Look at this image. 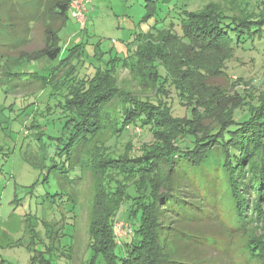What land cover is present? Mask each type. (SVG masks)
<instances>
[{"label":"trees","instance_id":"trees-1","mask_svg":"<svg viewBox=\"0 0 264 264\" xmlns=\"http://www.w3.org/2000/svg\"><path fill=\"white\" fill-rule=\"evenodd\" d=\"M172 1L147 0L139 20L143 30L118 47L93 46L91 53L86 44L64 51L59 45L71 0H40L29 14L32 25L42 23V45L21 51L17 59L54 63L45 78L56 99H66L69 113L55 150L46 153L40 145L46 154L42 179L52 180L72 203L77 190L64 193L63 188L71 183L74 164L84 157L90 163V254L84 264H237L220 246L221 238L264 222V86L248 101L236 91L238 103L223 106L215 123L197 129L209 108L201 92L211 89L197 80L206 76L197 60L216 53L224 68L237 48L248 50L247 42L264 38V0L208 1L197 9L188 8L189 0ZM23 31L18 51L31 40L32 29ZM87 62L90 71H78ZM122 69L129 78L118 77ZM169 90L189 116L170 114ZM243 106L245 115L237 118ZM130 123L149 129L152 141L122 158L116 167L118 187L108 189L98 151ZM40 139L35 134L33 141ZM209 154L221 162L207 168ZM131 199L124 218L132 230L120 243L113 226ZM251 241L248 259L264 264V235ZM53 245L27 264H57L60 241Z\"/></svg>","mask_w":264,"mask_h":264},{"label":"rangeland","instance_id":"rangeland-1","mask_svg":"<svg viewBox=\"0 0 264 264\" xmlns=\"http://www.w3.org/2000/svg\"><path fill=\"white\" fill-rule=\"evenodd\" d=\"M39 1L0 0V264H27L44 248L52 244L57 248L58 240L61 247L56 250L57 264H84L90 254L88 232L93 192L90 163L84 157L80 163L74 164L75 168L70 173L71 183L65 187L66 191L63 188L64 193L77 190L75 202L68 203L67 195L62 194L59 186L54 187L52 180L48 183L42 179L45 171L40 167L44 161L41 156L46 154L40 145L44 146L46 153L55 150L69 113L66 99L59 96L56 99L49 78H45L54 63L42 58L17 59L21 51L31 52L42 45V23L32 25L34 19L28 18ZM208 1L225 5L230 2L189 0L188 8H201ZM146 3L147 0H92L85 13V30L82 31L76 20L69 17L58 33L59 45L64 51L74 44H86L90 53L93 46L113 44L118 47L120 43L127 42L134 31L144 29L145 23L139 20L145 13ZM24 26L32 29L31 40L18 51L19 41L26 36ZM246 45L249 49L237 48L224 68L216 53L203 55L197 60L206 74L197 80L212 89L204 88L201 92V99L209 108L206 116H200L198 130L215 123L223 106L240 101L236 91L248 101L262 90L264 38H256ZM89 65V62L84 67L81 65L78 71L89 72ZM218 67H222V72H216ZM118 77L129 78L127 70H120ZM169 93L172 97L167 98L166 103L170 114L174 117L189 116L188 110L173 96V91L169 90ZM243 114L245 106L238 110L237 118ZM35 134L41 138L39 142L33 141ZM151 141V131L133 123L118 135L110 136L103 149L98 151L100 163L107 171L103 185L108 189L117 188L120 177L116 167L122 158L129 157L143 143ZM220 162V158L209 154L204 164L210 168ZM128 190L133 192L131 187ZM131 203L132 199L122 206L123 214L114 222V237L120 243L129 239L125 232L128 233L130 224L125 220L124 212ZM260 235H264V222L250 224L232 236H225L219 244L235 258L237 264H257L255 260L248 259L247 248L251 240ZM61 250L69 257L62 256ZM101 261L98 264H102Z\"/></svg>","mask_w":264,"mask_h":264},{"label":"built area","instance_id":"built-area-1","mask_svg":"<svg viewBox=\"0 0 264 264\" xmlns=\"http://www.w3.org/2000/svg\"><path fill=\"white\" fill-rule=\"evenodd\" d=\"M92 2V0H71L69 5L70 16L76 20L80 28H83L85 25L86 10L87 5ZM120 224L119 226H121ZM126 225V224H125ZM127 226V225H126ZM131 233V228H128V233Z\"/></svg>","mask_w":264,"mask_h":264}]
</instances>
